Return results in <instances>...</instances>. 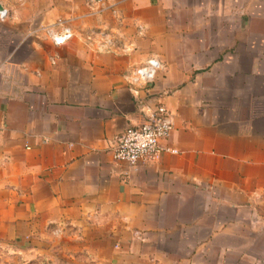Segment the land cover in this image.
<instances>
[{
	"label": "crops",
	"instance_id": "0c3cea01",
	"mask_svg": "<svg viewBox=\"0 0 264 264\" xmlns=\"http://www.w3.org/2000/svg\"><path fill=\"white\" fill-rule=\"evenodd\" d=\"M0 3V264H264V0ZM157 103L165 150L115 161Z\"/></svg>",
	"mask_w": 264,
	"mask_h": 264
},
{
	"label": "built area",
	"instance_id": "2783aa9c",
	"mask_svg": "<svg viewBox=\"0 0 264 264\" xmlns=\"http://www.w3.org/2000/svg\"><path fill=\"white\" fill-rule=\"evenodd\" d=\"M8 16V11L0 3V17ZM75 33L68 25H60L57 32L52 33L53 41L62 45L73 39ZM162 63L157 58H149L127 76L135 84L148 86L154 81ZM174 129L171 112L163 103L148 107L145 121L138 126H131L119 134L114 141L112 154L117 162L136 167L141 162L157 159L165 150L162 142L168 140ZM168 151L170 149H167ZM177 153V150H171Z\"/></svg>",
	"mask_w": 264,
	"mask_h": 264
},
{
	"label": "rangeland",
	"instance_id": "374dc122",
	"mask_svg": "<svg viewBox=\"0 0 264 264\" xmlns=\"http://www.w3.org/2000/svg\"><path fill=\"white\" fill-rule=\"evenodd\" d=\"M12 236L13 234L9 233V234H6L5 236ZM4 250H7V249H4ZM7 264H14L16 262H18V264H21L22 262H24L23 260H21V258L19 257H12V259L10 258H7Z\"/></svg>",
	"mask_w": 264,
	"mask_h": 264
}]
</instances>
